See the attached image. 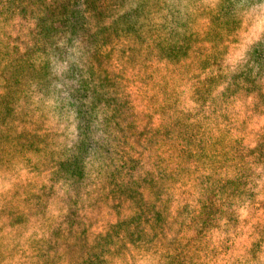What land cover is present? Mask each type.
I'll use <instances>...</instances> for the list:
<instances>
[{"label":"trees","instance_id":"trees-1","mask_svg":"<svg viewBox=\"0 0 264 264\" xmlns=\"http://www.w3.org/2000/svg\"><path fill=\"white\" fill-rule=\"evenodd\" d=\"M3 1L0 170L45 181L0 195V264H264V33L232 64L201 45L238 0L202 37L182 0ZM111 35L124 62L101 66Z\"/></svg>","mask_w":264,"mask_h":264},{"label":"rangeland","instance_id":"rangeland-1","mask_svg":"<svg viewBox=\"0 0 264 264\" xmlns=\"http://www.w3.org/2000/svg\"><path fill=\"white\" fill-rule=\"evenodd\" d=\"M98 1H100V3H103L102 8H108L105 5H109L113 0ZM135 1L137 0H129L130 4L132 3V5H134ZM214 1L215 0H182V2H180L183 7L181 9L182 16L184 15L185 11H187L188 13H192V30L197 31L199 33V37H202V35H204L205 31L208 28L209 21L205 16V11H207V8L213 7L212 3ZM166 2L167 5H169L166 7H175L176 4H178L177 0H166ZM235 6L237 7V9H239L240 12V24L237 30L234 33H229L228 35L225 34V37L222 39V41L212 39L213 43H215V47L211 46V48H208V44H211L209 42L201 43L202 47L207 48L208 51H213L217 53L216 55L220 56V60H217V62H223L225 64H232L238 61L243 48L247 44L255 41L260 35L264 33V0H252L251 4H249L247 7L243 5L242 0H238L235 3ZM3 7L4 1L0 0V9H3ZM159 11L153 13V15L151 16V20H154L156 22H160L163 20L162 11L164 10ZM109 21L110 18L107 17L105 19V22L108 23ZM31 22L32 21L29 18H21L20 16V18L14 17V19L12 20V23L14 24L12 25H15L16 27L22 26L24 28H27L32 26ZM219 30L220 29L213 28V35H216ZM60 39L61 38H59V40ZM128 43L129 41L127 40V38L121 35L107 36L106 40L102 42L103 46H101L99 50L98 62L100 63V65L105 66L107 61L109 63H118L119 61L124 62L122 46L124 47ZM208 60L210 62H213L214 58L211 56L208 58ZM135 68V64H128L127 73L129 75L134 74ZM67 132L69 136L72 135V127H69L67 129ZM26 170L27 168L22 167L21 163L18 162V160L15 161V166L8 167V169H6L5 171L0 170V195L14 190L15 185L18 184V180L30 178L33 179L32 183H34L35 185H38L40 181H42L41 183L45 181V177L43 175L38 177L35 176L38 179H34L30 174L26 172ZM187 181L190 186L193 184L190 178H187ZM54 210L56 209L53 208L51 211ZM55 217L56 214L55 212H53L51 218ZM20 257L21 254H16L12 260V264H20ZM9 261L10 260H8L7 263Z\"/></svg>","mask_w":264,"mask_h":264}]
</instances>
